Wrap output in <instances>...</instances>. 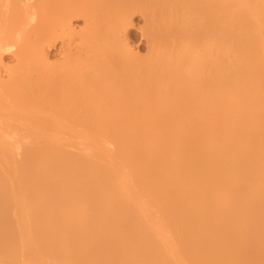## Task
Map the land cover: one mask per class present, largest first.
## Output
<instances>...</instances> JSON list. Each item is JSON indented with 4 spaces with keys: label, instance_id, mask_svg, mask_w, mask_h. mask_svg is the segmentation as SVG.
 I'll list each match as a JSON object with an SVG mask.
<instances>
[{
    "label": "bare ground",
    "instance_id": "bare-ground-1",
    "mask_svg": "<svg viewBox=\"0 0 264 264\" xmlns=\"http://www.w3.org/2000/svg\"><path fill=\"white\" fill-rule=\"evenodd\" d=\"M3 176L0 264H264V0H0Z\"/></svg>",
    "mask_w": 264,
    "mask_h": 264
},
{
    "label": "rangeland",
    "instance_id": "rangeland-1",
    "mask_svg": "<svg viewBox=\"0 0 264 264\" xmlns=\"http://www.w3.org/2000/svg\"><path fill=\"white\" fill-rule=\"evenodd\" d=\"M133 27L129 33V39L131 40V46L132 47H136L137 42L139 41V33H137L139 31V27H142V20L138 17V16H134L133 17ZM75 23V24H74ZM73 27L75 29H79L78 27H82V22L79 20L77 22H73ZM76 26V27H75ZM139 26V27H138ZM138 31H137V29ZM78 31V30H77ZM137 31V32H136ZM138 47H141L140 45H137ZM2 61L6 64V65H12L14 64V60L13 57L11 55V53L5 54L2 56ZM12 182L10 179L6 178L5 176L0 177V195L2 193H6L10 190V185L12 184ZM19 182V180L17 181ZM21 183V182H20ZM9 203V201H3L0 198V212L2 211V209ZM0 243L6 245V247L8 246V244L14 243L16 245V248H13V250L10 251H6L3 255L2 260L5 261L7 263V261L14 259V258H20L21 256V252L19 250V245L18 242H15V240L17 239V237H13V236H9L8 234H5V231H0ZM105 247V246H104ZM7 256H9V258H7ZM19 256V257H18ZM63 256V255H62ZM74 260V259H73Z\"/></svg>",
    "mask_w": 264,
    "mask_h": 264
},
{
    "label": "clouds",
    "instance_id": "clouds-1",
    "mask_svg": "<svg viewBox=\"0 0 264 264\" xmlns=\"http://www.w3.org/2000/svg\"><path fill=\"white\" fill-rule=\"evenodd\" d=\"M18 40L20 39V37L17 38Z\"/></svg>",
    "mask_w": 264,
    "mask_h": 264
}]
</instances>
